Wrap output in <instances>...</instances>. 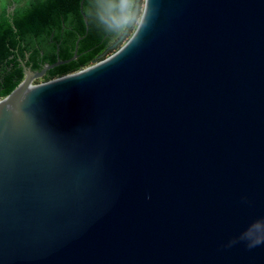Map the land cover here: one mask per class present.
I'll list each match as a JSON object with an SVG mask.
<instances>
[{
  "label": "water",
  "instance_id": "95a60500",
  "mask_svg": "<svg viewBox=\"0 0 264 264\" xmlns=\"http://www.w3.org/2000/svg\"><path fill=\"white\" fill-rule=\"evenodd\" d=\"M152 7L139 43L133 23L83 69L35 80L81 36L20 62L0 98V264H264L238 240L264 219V0Z\"/></svg>",
  "mask_w": 264,
  "mask_h": 264
},
{
  "label": "trees",
  "instance_id": "16d2710c",
  "mask_svg": "<svg viewBox=\"0 0 264 264\" xmlns=\"http://www.w3.org/2000/svg\"><path fill=\"white\" fill-rule=\"evenodd\" d=\"M96 4L97 0H7L0 8V98L22 80L20 62L39 70L57 58H69L81 36L75 59L35 79L50 80L83 69L110 49L124 28L119 33L104 30L94 18Z\"/></svg>",
  "mask_w": 264,
  "mask_h": 264
},
{
  "label": "clouds",
  "instance_id": "9594fccd",
  "mask_svg": "<svg viewBox=\"0 0 264 264\" xmlns=\"http://www.w3.org/2000/svg\"><path fill=\"white\" fill-rule=\"evenodd\" d=\"M129 3L132 4L131 10L128 8ZM94 8V18L97 23L110 33H119L122 28H132L134 23L136 33L130 44L134 40L139 43L138 34L142 28L149 25L150 17L156 11L154 7L150 8V0H143V12L138 7V0H118V3L115 0H111V2L97 0ZM238 240L245 242L248 249L264 245V219L249 226L238 237ZM238 240L230 241L228 246L237 243Z\"/></svg>",
  "mask_w": 264,
  "mask_h": 264
},
{
  "label": "rangeland",
  "instance_id": "374dc122",
  "mask_svg": "<svg viewBox=\"0 0 264 264\" xmlns=\"http://www.w3.org/2000/svg\"><path fill=\"white\" fill-rule=\"evenodd\" d=\"M7 0H0V8L6 3ZM12 6L14 7V5L12 4L10 9H12Z\"/></svg>",
  "mask_w": 264,
  "mask_h": 264
}]
</instances>
